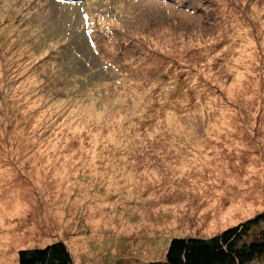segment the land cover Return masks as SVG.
I'll return each mask as SVG.
<instances>
[{"label": "rangeland", "instance_id": "1", "mask_svg": "<svg viewBox=\"0 0 264 264\" xmlns=\"http://www.w3.org/2000/svg\"><path fill=\"white\" fill-rule=\"evenodd\" d=\"M262 211L264 0H0V264H145Z\"/></svg>", "mask_w": 264, "mask_h": 264}, {"label": "trees", "instance_id": "2", "mask_svg": "<svg viewBox=\"0 0 264 264\" xmlns=\"http://www.w3.org/2000/svg\"><path fill=\"white\" fill-rule=\"evenodd\" d=\"M264 260V211L209 237H173L164 260L145 264H254ZM18 264H74L62 241L21 248Z\"/></svg>", "mask_w": 264, "mask_h": 264}, {"label": "snow or ice", "instance_id": "3", "mask_svg": "<svg viewBox=\"0 0 264 264\" xmlns=\"http://www.w3.org/2000/svg\"><path fill=\"white\" fill-rule=\"evenodd\" d=\"M87 23H88V17H87V15H85V17H84V24H85V27L87 26Z\"/></svg>", "mask_w": 264, "mask_h": 264}]
</instances>
